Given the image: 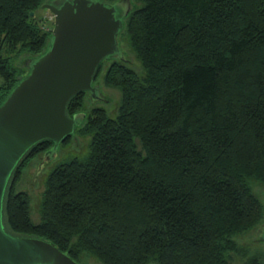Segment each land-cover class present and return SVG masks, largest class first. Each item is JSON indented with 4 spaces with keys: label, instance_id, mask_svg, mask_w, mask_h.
Listing matches in <instances>:
<instances>
[{
    "label": "trees",
    "instance_id": "trees-1",
    "mask_svg": "<svg viewBox=\"0 0 264 264\" xmlns=\"http://www.w3.org/2000/svg\"><path fill=\"white\" fill-rule=\"evenodd\" d=\"M48 1L0 0V106L48 50ZM131 1L119 42L141 70L99 66L95 83L122 94L114 112L88 108V91L70 99L82 122L62 144L88 135L89 151L48 173L35 222L21 178L53 142L33 145L6 190V228L82 264H232L264 224V0Z\"/></svg>",
    "mask_w": 264,
    "mask_h": 264
},
{
    "label": "water",
    "instance_id": "water-1",
    "mask_svg": "<svg viewBox=\"0 0 264 264\" xmlns=\"http://www.w3.org/2000/svg\"><path fill=\"white\" fill-rule=\"evenodd\" d=\"M42 7L54 15L48 50L26 60L30 73L0 106V264H82L52 241L9 232L4 222L6 190L33 145L45 139L53 142L43 157L49 162L58 146L75 134L82 122L80 114H68L75 94L88 91L92 103L108 101L95 83L101 63L126 60L119 34L133 8L131 0H55Z\"/></svg>",
    "mask_w": 264,
    "mask_h": 264
},
{
    "label": "rangeland",
    "instance_id": "rangeland-1",
    "mask_svg": "<svg viewBox=\"0 0 264 264\" xmlns=\"http://www.w3.org/2000/svg\"><path fill=\"white\" fill-rule=\"evenodd\" d=\"M46 22L53 26L54 21L52 20L51 11L47 9H42L39 12ZM123 50L125 51L126 58L131 61V64L138 70H141V64L136 59L135 55L131 52L130 48L127 45L126 41H122ZM24 58V57H23ZM23 58L20 60L22 63ZM110 63V59L106 61L104 72L106 71L107 66ZM104 74V73H102ZM97 83H100L101 91L106 96L108 101H96L94 103L91 102L90 95L88 96L87 107L91 108L94 105L103 106L109 109L110 112H114L117 108L121 100V91L118 88L106 85L103 79V75L100 76V79ZM91 137L88 135L77 134L73 140L68 143L60 144L56 150V156L52 161L45 162L43 159L44 153L40 154L37 158H35L30 166L25 170L22 178H21V188L26 189L30 192L32 197V206L33 212L32 217L35 222H39L40 214H39V201L41 198V194L44 190L45 178L48 173L60 162L67 161L73 157L79 156L82 157L89 151V142ZM46 158V157H45ZM43 163L45 164L43 166ZM256 183V182H255ZM256 191L263 196L264 199V186L260 184H255ZM264 224H261L257 228H254L250 232L242 235L240 237V243L247 247V254H234L232 264H244L249 256L251 255H259L263 260L264 257V242L260 241V237L263 234ZM85 264H102L99 260H97L94 256H86L84 259ZM155 264V263H154Z\"/></svg>",
    "mask_w": 264,
    "mask_h": 264
},
{
    "label": "flooded vegetation",
    "instance_id": "flooded-vegetation-1",
    "mask_svg": "<svg viewBox=\"0 0 264 264\" xmlns=\"http://www.w3.org/2000/svg\"><path fill=\"white\" fill-rule=\"evenodd\" d=\"M51 1H55V0H49L48 2H51ZM120 0H117L116 2H119ZM45 164L43 163V166H44ZM261 242H263V241H261Z\"/></svg>",
    "mask_w": 264,
    "mask_h": 264
},
{
    "label": "built area",
    "instance_id": "built-area-1",
    "mask_svg": "<svg viewBox=\"0 0 264 264\" xmlns=\"http://www.w3.org/2000/svg\"><path fill=\"white\" fill-rule=\"evenodd\" d=\"M52 13V12H51ZM51 18H52V20L54 21V15H53V13H52V16H51Z\"/></svg>",
    "mask_w": 264,
    "mask_h": 264
}]
</instances>
